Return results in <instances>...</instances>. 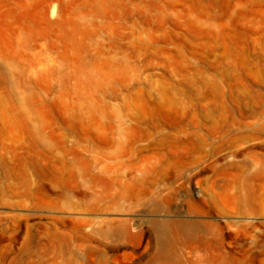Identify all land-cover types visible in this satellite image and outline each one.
I'll return each instance as SVG.
<instances>
[{
	"label": "rangeland",
	"instance_id": "1",
	"mask_svg": "<svg viewBox=\"0 0 264 264\" xmlns=\"http://www.w3.org/2000/svg\"><path fill=\"white\" fill-rule=\"evenodd\" d=\"M0 264H264V0H0Z\"/></svg>",
	"mask_w": 264,
	"mask_h": 264
}]
</instances>
